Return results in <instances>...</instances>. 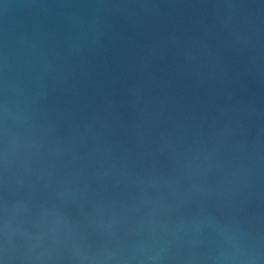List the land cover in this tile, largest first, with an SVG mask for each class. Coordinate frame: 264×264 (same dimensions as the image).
I'll use <instances>...</instances> for the list:
<instances>
[{
  "label": "water",
  "instance_id": "water-1",
  "mask_svg": "<svg viewBox=\"0 0 264 264\" xmlns=\"http://www.w3.org/2000/svg\"><path fill=\"white\" fill-rule=\"evenodd\" d=\"M0 264H264V0H0Z\"/></svg>",
  "mask_w": 264,
  "mask_h": 264
}]
</instances>
